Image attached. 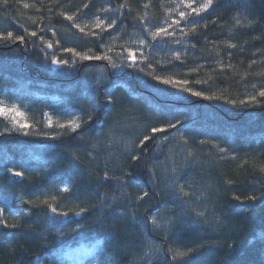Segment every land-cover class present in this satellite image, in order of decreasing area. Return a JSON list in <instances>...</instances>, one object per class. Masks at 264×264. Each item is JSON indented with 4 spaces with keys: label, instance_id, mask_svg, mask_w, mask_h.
Wrapping results in <instances>:
<instances>
[{
    "label": "trees",
    "instance_id": "16d2710c",
    "mask_svg": "<svg viewBox=\"0 0 264 264\" xmlns=\"http://www.w3.org/2000/svg\"><path fill=\"white\" fill-rule=\"evenodd\" d=\"M189 2L0 0V36L25 37L0 39V102L30 125L0 117V194L19 210L0 204L18 225L0 224V264H69L82 248L91 264H264V0H213L187 17L195 31H145ZM152 127L165 131L139 146Z\"/></svg>",
    "mask_w": 264,
    "mask_h": 264
},
{
    "label": "snow or ice",
    "instance_id": "6c2138e0",
    "mask_svg": "<svg viewBox=\"0 0 264 264\" xmlns=\"http://www.w3.org/2000/svg\"><path fill=\"white\" fill-rule=\"evenodd\" d=\"M183 2V0H182ZM195 2V0H193V2H189V3H186L184 4V7L187 8V9H190V12L189 13H185L184 11H180L179 12V17L180 19L179 20H173L172 21V24L168 25V27H160L158 28L156 31L152 32L150 31L149 29H145V31H149V34L151 35L152 39L153 40H156L157 37H160L161 34L163 33L164 35L166 36H170L172 35L173 33L172 32H169V28L173 27L174 25H179L181 23V21H186L187 23L189 24H192L193 27H192V31H195V26L196 24H198V21H194V20H188L187 17L190 16L192 13H194L196 16H200V14L202 12H206L209 8L212 7L213 5V0H206L205 3H202L200 4L198 7H194L193 6V3ZM125 5H120L121 8H123ZM24 7H28L27 4L24 5ZM85 7H87V5H85ZM145 8L148 7V4H145L144 5ZM112 9H104V11H110ZM64 19L65 20H68V21H72L73 20V16L71 15H65L64 16ZM143 22V21H142ZM237 23H239V21H237ZM104 24V21L97 18V23H96V27L97 28H101L102 25ZM115 24V20L112 21V23L108 24L107 25V28H112L113 25ZM73 27H76L78 28L81 32H84V28H81L79 24L77 23H73ZM180 31L182 33H184V29L181 28ZM185 35H187V33H184ZM29 36H32V37H35L37 35L36 32H29L28 33ZM0 39L2 40H15V41H19L21 43L25 42V37L22 36V35H17L15 37H13V33L12 32H8L6 36H0ZM44 43V47L45 48H52V44L51 43H48L47 41H42ZM140 46L143 47L145 42L143 40H141L140 42ZM231 46V45H230ZM65 51H69L72 53L73 56H78L81 60H89V59H96V60H100V59H105V60H110V58L108 56H88L87 54H80L78 52H76L75 50L73 49H65ZM125 51L128 52V61H129V64L128 66L129 67H133L135 66L136 64V56L135 54L128 50V49H125ZM141 55H143V53H141ZM177 59H179V57L177 56L176 57ZM51 63L53 65H61V64H65L67 63L66 61L64 60H57L55 57H53ZM114 67L116 65H113ZM155 79L159 80L160 83H163V84H171L173 85L174 87H179L182 91H190L189 89L187 88H183L182 85L187 83L186 81H176V80H172V79H163L161 77H154ZM191 94L193 96H200L202 95L200 92H191ZM259 95L261 97H264V90L260 91ZM205 98H208V97H205ZM253 100H255V97L252 98ZM113 100H112V97L109 96L108 97V103H112ZM243 103V102H242ZM10 114H14L13 115H10ZM24 114L22 112L19 111V109L13 104L11 106H7L5 105L3 102H0V117L4 118V119H10L11 122L13 123L14 126H17V127H20V128H26V127H30V125L26 124V123H21L20 121L16 120L14 117H23ZM61 127H65V125H60ZM69 127L72 128V130H75V128L79 127L78 124H71L69 125ZM169 127L170 128H174L176 127L175 124H169ZM165 129L162 128V127H152L151 128V132H152V136H148V135H144L143 138L141 140H139V146H146V143L149 141V140H152V139H155V134L156 133H161V132H164ZM221 151H224V149H220ZM131 159L132 161H138L140 159V157L138 155H135L133 154L131 156ZM262 172H264V167H261L260 169ZM9 171H11V169H9ZM12 175L13 176H16V177H21L23 175L22 172L20 171H13L12 172ZM109 177L106 175L104 177V179H108ZM63 191H67V188H64ZM180 191L183 192V188L180 187ZM185 195H187V193H184ZM148 196V193L145 192L143 194V196L139 197V199H143L144 197ZM234 199H239L238 197H234ZM248 199H253V197H248ZM53 212H55L56 210L55 209H52ZM58 215H66V213H58ZM77 215H79V213H77ZM197 215H200V213H197ZM152 223L158 228L160 227L159 223H157L156 221V218L155 217H152ZM0 224L3 225V227L5 228H9V227H12V228H15L17 227L18 225L16 224H9L7 223L5 220L3 219H0ZM177 255H180V256H184L186 255V253H177Z\"/></svg>",
    "mask_w": 264,
    "mask_h": 264
},
{
    "label": "rangeland",
    "instance_id": "374dc122",
    "mask_svg": "<svg viewBox=\"0 0 264 264\" xmlns=\"http://www.w3.org/2000/svg\"><path fill=\"white\" fill-rule=\"evenodd\" d=\"M20 111V110H19ZM21 112V111H20ZM13 115L14 114H10ZM16 120L20 121L21 123H24V121L22 122V117H14ZM6 120V119H5ZM6 121H9L11 124H13L11 122L10 119H7ZM64 188H67L66 183L64 181L61 189L63 190ZM7 204L8 206H10L11 208H13L11 211L16 214L19 212L18 209H16L15 205L12 204L11 198L0 194V204ZM93 249H86V248H82L76 252H72L68 255V260H69V264H91V258L93 256Z\"/></svg>",
    "mask_w": 264,
    "mask_h": 264
},
{
    "label": "water",
    "instance_id": "95a60500",
    "mask_svg": "<svg viewBox=\"0 0 264 264\" xmlns=\"http://www.w3.org/2000/svg\"><path fill=\"white\" fill-rule=\"evenodd\" d=\"M19 178H20V177L13 176V179H14L15 181L19 180Z\"/></svg>",
    "mask_w": 264,
    "mask_h": 264
}]
</instances>
